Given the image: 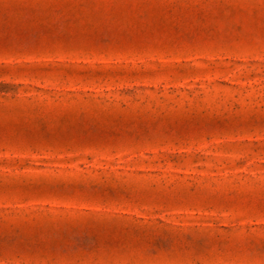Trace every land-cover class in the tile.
<instances>
[{
	"label": "rangeland",
	"instance_id": "1",
	"mask_svg": "<svg viewBox=\"0 0 264 264\" xmlns=\"http://www.w3.org/2000/svg\"><path fill=\"white\" fill-rule=\"evenodd\" d=\"M0 264H264V0H0Z\"/></svg>",
	"mask_w": 264,
	"mask_h": 264
}]
</instances>
